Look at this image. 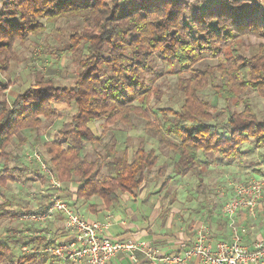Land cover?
Instances as JSON below:
<instances>
[{
    "label": "trees",
    "instance_id": "obj_1",
    "mask_svg": "<svg viewBox=\"0 0 264 264\" xmlns=\"http://www.w3.org/2000/svg\"><path fill=\"white\" fill-rule=\"evenodd\" d=\"M193 4L190 0H4L0 71H7L11 61L18 59V40L24 43L46 29L43 19L82 18L83 27L70 32L56 54L74 52L82 43L87 53L80 60L73 84H58L41 72L27 89L9 100L8 84L0 79V161L11 155L8 146L15 135L24 129L35 130L44 118L57 117L56 104H75L72 126L60 130L59 138L44 143L54 175L63 182L78 183L72 190L76 199L97 195L112 204L121 194L136 192L146 171L159 159L156 149L140 142L131 156L127 148L119 153L115 140L95 159L83 155L82 149L83 143L99 139L90 126L98 120L131 123L137 116L152 124L149 108L152 97L159 93L146 75L154 70L156 54L189 74L179 76L178 86L185 94L181 109L160 108L163 121L160 127L155 125L179 154L175 173L186 175L196 170L202 163L201 152L216 154V162L223 163L243 157L244 143L264 147V116L259 117L249 101L244 100L242 110L228 109L224 118H216L211 102L199 94L209 85L227 101L240 98L247 90L264 93V0H212L203 8ZM250 35L262 41L255 53L247 55L242 45ZM205 54L221 61L195 67ZM218 77L220 83L215 82ZM21 171L19 166L4 163L0 184L18 180ZM51 204L46 201L35 209H16L6 199L0 204V218H24L47 211ZM8 237L22 242L30 238L35 244L14 258L10 247L0 240V264H45L48 256L52 258L48 264L68 261L44 250L59 243L56 236Z\"/></svg>",
    "mask_w": 264,
    "mask_h": 264
},
{
    "label": "rangeland",
    "instance_id": "obj_2",
    "mask_svg": "<svg viewBox=\"0 0 264 264\" xmlns=\"http://www.w3.org/2000/svg\"><path fill=\"white\" fill-rule=\"evenodd\" d=\"M190 1L194 3V8L198 6L203 8L212 0ZM3 3L4 0H0V11L3 9ZM43 21L46 29L38 35L30 36V39L24 43L18 40L15 44L18 59L11 61L7 71H0V79L8 84L6 93L9 100L27 89L41 72L52 76L58 84H73L75 81L80 60L87 53L86 44L82 43L74 52L62 55H57L56 49L63 48L69 39L70 32L75 28L83 27L82 18L69 16L57 20L43 19ZM261 41L254 35L244 37L243 51L247 55L255 53ZM153 60L154 70L146 75L149 85L159 93L152 97L149 108V118L152 124L148 123L147 118L137 116L133 117L131 123H107L105 120H98L90 126L99 139L95 142L83 143L82 154L95 159L105 153L106 145L116 140L119 153L127 148L132 156L139 143L144 142L148 149H156L159 159L152 168L146 171V178L141 187L134 193L126 192L124 195L127 200L122 199V202H127L125 204L127 208H129V198L132 199L131 202L134 199L137 210L133 207L130 209H135V213L137 212L138 217L134 218L136 223L144 226L152 223V226L157 228L154 229L160 231L169 229L171 224L174 227L186 225L187 220L195 216H201V221L209 223L215 214L222 212L224 204L232 197L236 184L248 182L260 175L264 177V147L255 148L251 142L244 143L242 145L245 151L243 157H237L231 161L226 160L223 163L216 162V154L201 152L202 163L196 170L186 175L175 173L173 167L179 154L169 145L155 125L160 127L163 121L160 108L181 109L185 94L178 86L179 76L189 74L179 72L178 66L173 67L169 61L157 54ZM220 61L219 58L208 57L205 54L202 61L195 67L205 68L208 65H217ZM215 82L220 83V78L218 77ZM199 94L201 98L211 102V110L216 118H224L228 109L242 110L245 106L244 100L250 102L259 117L264 116V93L247 90L240 98L236 97L227 101L216 94L215 89L209 85ZM56 107L59 115L53 120L44 118L43 123L35 130L24 129L13 137L8 146L11 155L0 161V167L8 163L10 166H19L22 171L18 175V180L11 181L10 179L5 184H0V204L7 199L16 209L21 206L35 209L43 202H52L53 198L60 197L78 213L81 212L80 207L91 205L92 202L105 212H109V215L114 214L115 216L121 211L122 202L106 204L97 195L80 198L78 202L72 192L78 183L73 180L63 182L59 179L62 187H54L41 164L36 160L34 155L40 154L41 159L54 170L44 143L59 138L60 130H68L72 126L71 119L76 105L70 106L62 103L56 104ZM105 170L104 167V173ZM41 175H45L46 179H40ZM65 224L66 218L59 212H54L50 218L39 222L25 220L23 217L5 216L0 218V240L10 247L15 258L35 243L31 244L30 238L22 242L8 236L45 234L48 238L56 236L60 243L64 242L62 239L67 236L65 241L71 238V232ZM188 225L185 227L187 228ZM51 260V256H48L45 264ZM70 262L64 261L61 264H74Z\"/></svg>",
    "mask_w": 264,
    "mask_h": 264
},
{
    "label": "built area",
    "instance_id": "obj_3",
    "mask_svg": "<svg viewBox=\"0 0 264 264\" xmlns=\"http://www.w3.org/2000/svg\"><path fill=\"white\" fill-rule=\"evenodd\" d=\"M34 156L53 186L62 187V183L54 175L52 168L41 159L40 154L36 153ZM263 196V176L236 184L232 197L223 206V212L232 221L231 238L216 243L210 235L209 228L201 226L190 246L183 244L182 251L170 254L163 253L147 241H125L111 237L109 219L90 221L60 197L53 198L47 211L25 215L24 219L44 221L54 212L62 213L66 218L65 225L71 232V238L57 245L47 246L44 250L74 264H108L120 252H130L133 256L141 253L148 259H162L172 264L187 263L192 258H198L202 264H264V240H256L252 248L243 244L233 219L242 208L255 213Z\"/></svg>",
    "mask_w": 264,
    "mask_h": 264
},
{
    "label": "crops",
    "instance_id": "obj_4",
    "mask_svg": "<svg viewBox=\"0 0 264 264\" xmlns=\"http://www.w3.org/2000/svg\"><path fill=\"white\" fill-rule=\"evenodd\" d=\"M262 176V175H260ZM257 176V177H260ZM125 193L121 194L120 202L125 199ZM76 199V196H73ZM80 201L77 199L76 201ZM129 208L125 205V202H122V209L115 216L114 214L109 215L107 212L102 210L100 207L95 206L91 202V205L80 207L81 215L90 221H105L110 220L111 225L109 228V234L115 239H122L125 241L128 240H143L152 243L156 248L160 249L163 253H177L182 251L183 244L190 246L195 240L197 231L201 226H206L210 230V235L213 238V241L217 243L220 240H228L233 234L232 221L225 215L223 212L215 214L211 218L209 223H204L201 221V216L191 217L190 220H187L186 225H179L174 227L173 224L170 225L167 230H155L156 227L152 226V223L148 226L143 224H137L134 218H137L138 215L135 213L136 204L134 199L131 202L129 198ZM78 201V202H79ZM130 207L135 208L130 209ZM127 208V209H125ZM130 209V210H129ZM107 213V214H106ZM131 217V219H130ZM129 218V219H128ZM234 224L237 227L239 234L242 237L243 244L253 247V244L256 240H264V197L262 198L257 210L255 213H250L248 210H240L234 216ZM138 220V219H137ZM172 223V222H171ZM174 223V222H173ZM178 225V224H177ZM155 228V229H154ZM59 237V235L57 236ZM68 237V236H67ZM67 237L62 240L65 241ZM108 264H172L162 259L151 260L146 258L141 253H136L133 256L130 252H120L114 256ZM183 264H202L198 258H192L187 263Z\"/></svg>",
    "mask_w": 264,
    "mask_h": 264
}]
</instances>
